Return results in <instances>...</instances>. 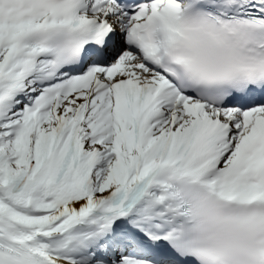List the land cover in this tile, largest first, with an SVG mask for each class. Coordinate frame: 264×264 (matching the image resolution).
I'll use <instances>...</instances> for the list:
<instances>
[{
  "label": "snow or ice",
  "instance_id": "6c2138e0",
  "mask_svg": "<svg viewBox=\"0 0 264 264\" xmlns=\"http://www.w3.org/2000/svg\"><path fill=\"white\" fill-rule=\"evenodd\" d=\"M0 264H264V0H0Z\"/></svg>",
  "mask_w": 264,
  "mask_h": 264
}]
</instances>
